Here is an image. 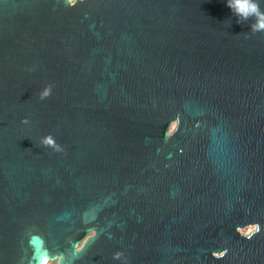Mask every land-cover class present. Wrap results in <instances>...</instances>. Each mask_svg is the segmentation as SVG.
<instances>
[{
    "label": "water",
    "instance_id": "1",
    "mask_svg": "<svg viewBox=\"0 0 264 264\" xmlns=\"http://www.w3.org/2000/svg\"><path fill=\"white\" fill-rule=\"evenodd\" d=\"M254 22L226 0H0V264H264Z\"/></svg>",
    "mask_w": 264,
    "mask_h": 264
},
{
    "label": "clouds",
    "instance_id": "2",
    "mask_svg": "<svg viewBox=\"0 0 264 264\" xmlns=\"http://www.w3.org/2000/svg\"><path fill=\"white\" fill-rule=\"evenodd\" d=\"M227 7L231 10L233 15L237 17V23L242 21H248L252 18L255 22L249 27L250 30L255 33L258 31H264V10H261L256 0H226ZM51 92V85L46 86L39 94L41 100L45 99ZM21 124L27 125L29 120L27 118L22 119ZM53 143L50 137H41V146L51 145ZM79 251V248L77 249ZM122 253L116 252L113 254L114 260H120ZM126 264V262H125Z\"/></svg>",
    "mask_w": 264,
    "mask_h": 264
},
{
    "label": "rangeland",
    "instance_id": "3",
    "mask_svg": "<svg viewBox=\"0 0 264 264\" xmlns=\"http://www.w3.org/2000/svg\"><path fill=\"white\" fill-rule=\"evenodd\" d=\"M174 126V124L171 125V128ZM254 229V226H247V227H244L242 229H240V232L243 233V234H247L249 233L250 231H252ZM47 264H56L55 261H49Z\"/></svg>",
    "mask_w": 264,
    "mask_h": 264
},
{
    "label": "bare ground",
    "instance_id": "4",
    "mask_svg": "<svg viewBox=\"0 0 264 264\" xmlns=\"http://www.w3.org/2000/svg\"><path fill=\"white\" fill-rule=\"evenodd\" d=\"M49 261L48 259H42L40 260V264H47Z\"/></svg>",
    "mask_w": 264,
    "mask_h": 264
},
{
    "label": "flooded vegetation",
    "instance_id": "5",
    "mask_svg": "<svg viewBox=\"0 0 264 264\" xmlns=\"http://www.w3.org/2000/svg\"><path fill=\"white\" fill-rule=\"evenodd\" d=\"M52 261H55L56 262V260H52Z\"/></svg>",
    "mask_w": 264,
    "mask_h": 264
}]
</instances>
